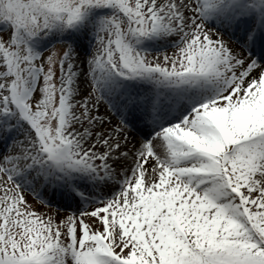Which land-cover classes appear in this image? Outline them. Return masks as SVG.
Segmentation results:
<instances>
[{"label": "snow or ice", "instance_id": "obj_1", "mask_svg": "<svg viewBox=\"0 0 264 264\" xmlns=\"http://www.w3.org/2000/svg\"><path fill=\"white\" fill-rule=\"evenodd\" d=\"M0 264H264V0H0Z\"/></svg>", "mask_w": 264, "mask_h": 264}, {"label": "rangeland", "instance_id": "obj_2", "mask_svg": "<svg viewBox=\"0 0 264 264\" xmlns=\"http://www.w3.org/2000/svg\"><path fill=\"white\" fill-rule=\"evenodd\" d=\"M29 199H31V197H29ZM39 206V205H38Z\"/></svg>", "mask_w": 264, "mask_h": 264}]
</instances>
